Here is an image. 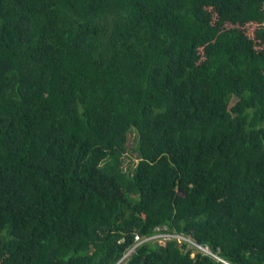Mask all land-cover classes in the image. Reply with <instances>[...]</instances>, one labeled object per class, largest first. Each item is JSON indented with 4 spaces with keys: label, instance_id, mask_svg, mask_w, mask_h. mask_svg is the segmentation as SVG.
I'll list each match as a JSON object with an SVG mask.
<instances>
[{
    "label": "trees",
    "instance_id": "trees-1",
    "mask_svg": "<svg viewBox=\"0 0 264 264\" xmlns=\"http://www.w3.org/2000/svg\"><path fill=\"white\" fill-rule=\"evenodd\" d=\"M158 231L264 264V0H0V264ZM125 264L222 263L152 239Z\"/></svg>",
    "mask_w": 264,
    "mask_h": 264
},
{
    "label": "built area",
    "instance_id": "built-area-1",
    "mask_svg": "<svg viewBox=\"0 0 264 264\" xmlns=\"http://www.w3.org/2000/svg\"><path fill=\"white\" fill-rule=\"evenodd\" d=\"M152 239H162V240L175 239L176 242H181V243L186 242L188 244V246L192 247L193 249H195L197 251H200L202 254H205V255L212 257L216 262H219L222 264H232L229 261L220 257L217 253H213L208 247L196 243L191 238L185 237L184 235H181V234H169V233H161V232L156 233L155 235H152V236L146 238L145 240H142V239H140V237L138 235H135L134 236L135 245L132 248H130L121 257V259L117 262V264H125L127 257L130 255V253H132L134 251V248L137 244H140L143 241H148V240H152ZM191 256H193V253L191 254Z\"/></svg>",
    "mask_w": 264,
    "mask_h": 264
},
{
    "label": "rangeland",
    "instance_id": "rangeland-1",
    "mask_svg": "<svg viewBox=\"0 0 264 264\" xmlns=\"http://www.w3.org/2000/svg\"><path fill=\"white\" fill-rule=\"evenodd\" d=\"M128 142L126 145V152L122 155V166L125 170L127 167H133L137 162V134L132 128L129 131Z\"/></svg>",
    "mask_w": 264,
    "mask_h": 264
},
{
    "label": "clouds",
    "instance_id": "clouds-1",
    "mask_svg": "<svg viewBox=\"0 0 264 264\" xmlns=\"http://www.w3.org/2000/svg\"><path fill=\"white\" fill-rule=\"evenodd\" d=\"M159 232H160V231H158V232H156V233H159ZM156 233H155V234H156ZM155 234H154V235H155ZM120 259H121V258H120ZM126 261H127V259H126ZM116 264H117V263H116Z\"/></svg>",
    "mask_w": 264,
    "mask_h": 264
},
{
    "label": "water",
    "instance_id": "water-1",
    "mask_svg": "<svg viewBox=\"0 0 264 264\" xmlns=\"http://www.w3.org/2000/svg\"><path fill=\"white\" fill-rule=\"evenodd\" d=\"M177 243V242H176Z\"/></svg>",
    "mask_w": 264,
    "mask_h": 264
}]
</instances>
